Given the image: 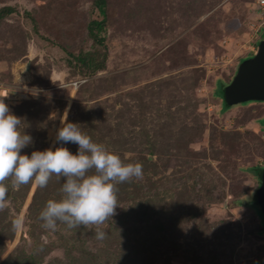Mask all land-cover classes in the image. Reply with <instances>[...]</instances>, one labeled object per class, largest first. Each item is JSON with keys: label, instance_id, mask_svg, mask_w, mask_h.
Here are the masks:
<instances>
[{"label": "rangeland", "instance_id": "rangeland-1", "mask_svg": "<svg viewBox=\"0 0 264 264\" xmlns=\"http://www.w3.org/2000/svg\"><path fill=\"white\" fill-rule=\"evenodd\" d=\"M105 4L97 31L105 69L82 77L70 74L72 57L104 51L88 35V24L98 19L95 0H0V8L15 11L0 20V98L32 137L21 155L57 147L77 154L78 145L55 140L65 121L124 163H141L143 179L117 185L119 207L100 226L103 241L95 239V226L58 224L54 232L41 226L39 213L47 201L62 199L64 178L53 176L43 189L34 182L13 189L6 181L0 264L264 259L252 196L258 183L243 170L264 167V102L221 114L222 85L264 38L255 0ZM239 199L245 208L235 205ZM18 217L23 227L13 231Z\"/></svg>", "mask_w": 264, "mask_h": 264}, {"label": "clouds", "instance_id": "clouds-1", "mask_svg": "<svg viewBox=\"0 0 264 264\" xmlns=\"http://www.w3.org/2000/svg\"><path fill=\"white\" fill-rule=\"evenodd\" d=\"M23 121L11 114L0 98V210L7 205L8 184L13 189L34 182L41 189L48 186L53 176L64 178L59 201L49 200L40 211L41 226L56 231L58 224L67 229L95 226V239L103 241L107 234L101 225L116 214L118 184L143 179V165L124 163L104 145L92 141L79 125L62 121L57 130V143L78 145L77 154L65 147L55 151H33L31 156L21 150L33 143L32 137L21 131ZM24 221L16 218L13 231L21 230Z\"/></svg>", "mask_w": 264, "mask_h": 264}, {"label": "trees", "instance_id": "trees-1", "mask_svg": "<svg viewBox=\"0 0 264 264\" xmlns=\"http://www.w3.org/2000/svg\"><path fill=\"white\" fill-rule=\"evenodd\" d=\"M95 5H96L98 19L93 20L88 24V27H87L88 35L93 40V43L96 46L103 48L104 51H102V53H98V54H92V53H83L82 54V53H80L75 58L72 57V59L68 63V66H69V68H72V71L70 74H72L74 76L80 75L82 77H91L96 72L102 71L105 69V63L107 60V55H106V51H105L106 46L104 44V39L98 37V35H97V31L101 30L104 27L105 20H106L105 0H95ZM13 13H15V11L12 7L5 6V7L0 8V20L11 15V14H13ZM34 32L36 33L37 31L34 30ZM37 40L41 41L38 34H37ZM260 42H261V40L259 41V43ZM246 59L247 58H245L243 60H246ZM229 83L230 82L223 84L222 88L225 85L227 86ZM224 88H223V90H224ZM230 109H231V107L226 108V110H224L221 114L227 112ZM263 169H264V167L253 166V167H244L243 170H245V172L247 174H249L251 176V178H253L258 183V187H259L260 177H261V173L263 172L262 171ZM256 190H254L252 192V196L254 197V201H255V196H254L255 194L254 193ZM235 205L237 207H243V208L246 207L245 204H242L240 202V199H239V201L235 202ZM255 205L259 208V211L261 214V219H262V221L258 220L259 224H260V229L257 233H258V236H261L264 238V233L259 234L260 231L264 232V213L261 211L260 206H258L257 204H255ZM262 225H263V227H262ZM254 264H264V259L257 261Z\"/></svg>", "mask_w": 264, "mask_h": 264}, {"label": "water", "instance_id": "water-1", "mask_svg": "<svg viewBox=\"0 0 264 264\" xmlns=\"http://www.w3.org/2000/svg\"><path fill=\"white\" fill-rule=\"evenodd\" d=\"M223 98L227 108L246 102H264V38L254 55L239 65L234 77L223 90ZM255 203L264 213V171L255 194Z\"/></svg>", "mask_w": 264, "mask_h": 264}, {"label": "built area", "instance_id": "built-area-1", "mask_svg": "<svg viewBox=\"0 0 264 264\" xmlns=\"http://www.w3.org/2000/svg\"><path fill=\"white\" fill-rule=\"evenodd\" d=\"M257 10L264 15V0H255Z\"/></svg>", "mask_w": 264, "mask_h": 264}, {"label": "flooded vegetation", "instance_id": "flooded-vegetation-1", "mask_svg": "<svg viewBox=\"0 0 264 264\" xmlns=\"http://www.w3.org/2000/svg\"><path fill=\"white\" fill-rule=\"evenodd\" d=\"M259 188V187H258Z\"/></svg>", "mask_w": 264, "mask_h": 264}]
</instances>
